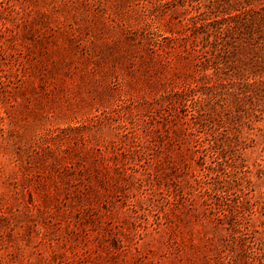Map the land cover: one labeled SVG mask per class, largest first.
I'll return each instance as SVG.
<instances>
[{
  "label": "rangeland",
  "instance_id": "obj_1",
  "mask_svg": "<svg viewBox=\"0 0 264 264\" xmlns=\"http://www.w3.org/2000/svg\"><path fill=\"white\" fill-rule=\"evenodd\" d=\"M226 2L0 0V264H264Z\"/></svg>",
  "mask_w": 264,
  "mask_h": 264
},
{
  "label": "trees",
  "instance_id": "obj_2",
  "mask_svg": "<svg viewBox=\"0 0 264 264\" xmlns=\"http://www.w3.org/2000/svg\"><path fill=\"white\" fill-rule=\"evenodd\" d=\"M213 1L218 4V0ZM253 1L258 2L257 6H251ZM241 4L243 12L232 14V10L238 9L237 5L226 2L223 11L227 10L230 12L227 26L232 32H237L241 41L258 43L259 48L253 49L248 45H242L238 50L245 56V59L240 60L239 64L235 66L229 65L225 67V63L219 61L221 54H218L216 50H205L201 68H207L212 65L213 73L216 74L221 68L223 70L231 67L232 73L229 75L230 77L221 76L220 78L224 82L219 83L218 88L222 91L224 90L228 96L238 97L242 102L236 106V111L246 120H251L264 116V79L256 80L254 78L256 74L264 73V0H242ZM220 63L221 66H219ZM213 145L215 147L217 142L214 141ZM263 146L264 131L262 132V152H264ZM262 161L264 162V156ZM258 165L261 166L260 163ZM262 167L264 168V165ZM207 168L213 169V167Z\"/></svg>",
  "mask_w": 264,
  "mask_h": 264
}]
</instances>
